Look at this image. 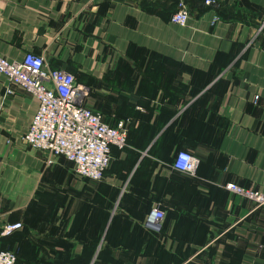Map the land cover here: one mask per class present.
I'll return each mask as SVG.
<instances>
[{"label":"crops","instance_id":"crops-1","mask_svg":"<svg viewBox=\"0 0 264 264\" xmlns=\"http://www.w3.org/2000/svg\"><path fill=\"white\" fill-rule=\"evenodd\" d=\"M184 1L186 27L171 0H0V55L44 57L130 127L86 182L23 140L39 102L0 74V252L16 264H264V206L227 189L264 194V0H218L220 19ZM179 152L194 173L174 168Z\"/></svg>","mask_w":264,"mask_h":264},{"label":"built area","instance_id":"built-area-1","mask_svg":"<svg viewBox=\"0 0 264 264\" xmlns=\"http://www.w3.org/2000/svg\"><path fill=\"white\" fill-rule=\"evenodd\" d=\"M218 0H206V5L217 6ZM190 11L184 0H178L177 11L171 16L172 24L186 27ZM218 20V19H216ZM0 74L10 86H17L39 102L37 114L23 140L31 147L46 152L48 163L54 158H65L73 164L81 179L101 181L112 160V148L127 146L125 122L111 127L101 114L87 106L89 90L77 84L73 74L66 70H50L44 57L27 54L22 61L10 62L0 55ZM8 94L13 91L8 88ZM258 102V97L255 99ZM199 160L188 152H179L173 166L181 172L194 173ZM227 189L258 206H264V194L240 188L230 183ZM165 219L159 208L149 214L146 225L157 231ZM22 228L21 223L6 224L1 235L8 237ZM12 251L0 252V264H16Z\"/></svg>","mask_w":264,"mask_h":264},{"label":"trees","instance_id":"trees-1","mask_svg":"<svg viewBox=\"0 0 264 264\" xmlns=\"http://www.w3.org/2000/svg\"><path fill=\"white\" fill-rule=\"evenodd\" d=\"M172 2H173V11L171 12V14H170V16H169V20L171 19V16L177 11V8H178V0H171ZM205 4H206V1H205ZM207 6V8H209V9H212V10H215V11H217V13H218V19H220V9H221V4H220V2L218 1V4H217V6H208V5H206ZM263 32H264V28H263ZM77 82V81H76ZM77 84H79L78 82H77ZM101 114V113H100ZM101 116L103 117V120H104V122H106V119H105V117L101 114ZM120 122H125L124 120H121V121H119L118 123H117V125L120 123ZM130 122V121H129ZM107 123V122H106ZM108 124V123H107ZM109 125V124H108ZM116 125V126H117ZM125 125H126V128H127V132H128V137H129V131H130V127L128 126V120H127V122H125ZM111 127H114V126H112V125H110ZM115 126V127H116ZM127 140H128V138H127ZM115 148V147H114ZM62 159H64V160H66L68 163H70V164H72L71 162H69L67 159H65V158H63L62 157ZM83 180H85L86 182H92V183H98V182H100V181H92V180H89V179H83ZM152 212V211H151ZM13 235V234H12ZM11 235V236H12ZM8 237H10V236H8ZM2 251H12V250H10V249H8V250H2ZM12 252H14V251H12ZM15 253V252H14Z\"/></svg>","mask_w":264,"mask_h":264}]
</instances>
